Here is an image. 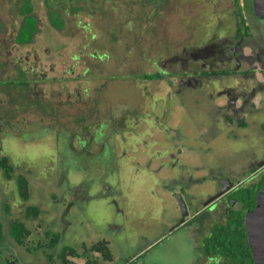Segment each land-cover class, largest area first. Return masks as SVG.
<instances>
[{"label": "rangeland", "instance_id": "1", "mask_svg": "<svg viewBox=\"0 0 264 264\" xmlns=\"http://www.w3.org/2000/svg\"><path fill=\"white\" fill-rule=\"evenodd\" d=\"M202 2L29 0L37 31L29 45L16 48L22 61L28 56L25 68L29 72L32 67V79L42 81L37 90L53 104L59 124L70 125L69 119L76 114L87 118L90 102L74 105L78 92L83 100L88 93L95 96L100 106L116 101L139 108L145 101V107L118 113L125 121L106 139L114 152L102 163L97 181L90 178V197L78 207L71 206L67 191H60L56 183L55 167L64 156L55 153L51 140L36 144H23L11 136L2 140L0 153L17 166L19 175L30 169L32 187L28 200L23 201L14 182H3L6 178L0 170V264H62L58 257L63 246L81 253L95 243L103 247L88 254L91 264H201L206 248L196 249L194 242L199 246L200 238L194 236L192 224L167 233L179 219L170 189L179 193L180 184L192 185L211 172L224 175L232 153L240 149L229 143L209 90L192 84L171 89L164 85L157 94L146 95L141 80L142 74L154 72L146 59L157 57L159 47L165 58L176 54L178 47L189 45L193 29L197 31L193 36H198L201 25L192 19L204 6ZM25 6L24 0H0L2 52L11 48L7 43L21 28ZM50 11L58 16L60 27L52 25ZM93 53L95 59L89 57ZM3 82L0 86H5ZM23 118L43 126L53 122L33 113ZM121 136L126 143L120 141ZM74 165L71 167L78 172H70L72 182L80 178L88 181V175L96 170L83 162ZM10 176H14L12 169ZM205 184L208 190L212 188L211 182ZM200 191L197 186L188 193ZM179 194L186 199V193ZM29 205L40 209L36 218L25 217ZM63 216L69 225L62 240L52 247L49 242L56 240L52 234L59 235L65 224H59L54 232L53 227ZM14 221L22 223L27 232L21 245L9 236ZM67 259L72 261L69 264L85 263L81 258Z\"/></svg>", "mask_w": 264, "mask_h": 264}, {"label": "flooded vegetation", "instance_id": "2", "mask_svg": "<svg viewBox=\"0 0 264 264\" xmlns=\"http://www.w3.org/2000/svg\"><path fill=\"white\" fill-rule=\"evenodd\" d=\"M155 1L163 3L165 0ZM204 2V6L198 8L192 19L201 25L198 36H193L196 31L193 29L189 45L178 47L176 54L165 58L159 47L157 57L146 59L155 70L153 73L142 74L141 85L146 95L157 94L164 85L169 89L179 84L206 88L214 94L210 97L217 106L220 123L229 137V143L240 150L232 153L233 159L223 168L224 175L211 172L197 178L192 185L180 184L179 191L187 194L186 199H182L179 194L181 192L170 189V194L176 197L179 219L173 222L167 233L192 224L194 236L200 238V247L194 242L196 249L198 247V250L203 251L206 248L202 252L201 264H264V0ZM20 30L21 28L7 43L11 48L6 52L0 50V81H5V86H0V152L2 140L9 136L23 144L40 143L42 139L51 140L55 146L54 152L64 156L63 161L55 163L56 183L60 191H67L71 206H81L90 195L88 186L90 181L93 182L90 178L94 177L97 181V174L103 168L102 163L107 158L111 159L110 154L114 152L107 145L106 139L115 127H120V123L125 121L118 113L124 115L127 110L139 111L141 107H145V101L139 103V108L128 102H123L125 105H122L116 101L100 106L95 96L91 97L88 93L83 100L78 92V101L74 105L90 102L87 118L76 114L69 119L70 125L59 124V115L53 104L48 102L49 98L42 91L37 90L42 81L32 79V67L29 72L25 68L28 56L22 61L16 48L29 45L36 32L25 37ZM95 56V53L89 55L93 59ZM67 98H70L69 94ZM217 100L222 101L218 103ZM66 104L67 102L62 105ZM29 113L38 114L40 118H52L53 122L48 126H43L39 121L29 122L23 118ZM22 120L27 122L22 123ZM39 133L47 136L42 138L37 136ZM122 140L126 143L124 136L120 137V141ZM4 154L0 153V159L7 161L8 171L0 168L7 179L4 178L3 182H14L19 197L27 201L32 187L31 171L24 169L23 175H19L17 166L9 163V158ZM82 162L96 170L88 175V181L80 178L72 182L70 172H78L77 168H73L74 164L80 165ZM11 169L13 177L10 176ZM206 182L212 183L210 190L207 189ZM65 184L68 188H65ZM197 186L202 191L188 193ZM91 195V198H97V195ZM180 201L187 216L178 225L181 219ZM33 208L37 210V216L40 214L37 206L29 205L25 209L26 218H29L28 211ZM57 222L51 229L53 232L61 223L65 225L60 229L59 235L57 232L52 234L56 237L54 244L53 241L49 242L52 247L56 246L59 239L62 240L65 228L69 225L64 216L58 218ZM94 246L96 243L84 248L81 253L74 251L72 247L63 246L61 251L63 248L68 249L66 262L63 263L62 258H58L62 264L72 262L67 259L69 257L81 258L85 261L84 264H91L88 254H96V251H92ZM197 262L194 264H200Z\"/></svg>", "mask_w": 264, "mask_h": 264}, {"label": "trees", "instance_id": "3", "mask_svg": "<svg viewBox=\"0 0 264 264\" xmlns=\"http://www.w3.org/2000/svg\"><path fill=\"white\" fill-rule=\"evenodd\" d=\"M26 2V6L28 7L22 12L23 16V21L21 25V30L20 33L24 35L25 37H29V35L33 32L37 31V20L35 17L31 14V7L29 0H24ZM56 1V0H55ZM61 1V0H60ZM25 6V7H26ZM49 20L51 21L52 25L56 27H60V24L58 23V16L54 12H49L48 13ZM0 168H3L6 172L8 171V166H7V161L5 159H0ZM19 187L21 188V183L18 181ZM19 188V190H20ZM22 193V191H20ZM37 216V210L35 208L30 209L28 211V217H36ZM27 235V232L20 222H13L10 224V229H9V236L10 238L16 243V244H23V238ZM0 238H1V233H0ZM52 242V241H51ZM56 241H53V244ZM53 246V245H52ZM103 246L97 245L92 248V251L100 252V250ZM67 248H63L62 251L59 254V257L62 258L63 263L66 262V255H67ZM105 257H108V254L105 250L104 253ZM87 264V263H86Z\"/></svg>", "mask_w": 264, "mask_h": 264}, {"label": "water", "instance_id": "4", "mask_svg": "<svg viewBox=\"0 0 264 264\" xmlns=\"http://www.w3.org/2000/svg\"><path fill=\"white\" fill-rule=\"evenodd\" d=\"M221 194H222V192L219 193V194H217V195L213 198V200H214L215 198H218ZM178 198H179V197H178ZM180 202H181V203H180V208H181V219H180V222L178 223V225L181 224V223H183V222H184V218L187 216L186 209L184 208L182 201H180Z\"/></svg>", "mask_w": 264, "mask_h": 264}]
</instances>
